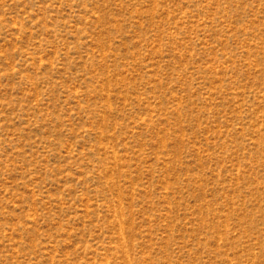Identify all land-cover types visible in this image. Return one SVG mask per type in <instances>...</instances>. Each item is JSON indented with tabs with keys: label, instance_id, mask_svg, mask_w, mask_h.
<instances>
[{
	"label": "rangeland",
	"instance_id": "1",
	"mask_svg": "<svg viewBox=\"0 0 264 264\" xmlns=\"http://www.w3.org/2000/svg\"><path fill=\"white\" fill-rule=\"evenodd\" d=\"M0 264H264V0H0Z\"/></svg>",
	"mask_w": 264,
	"mask_h": 264
}]
</instances>
